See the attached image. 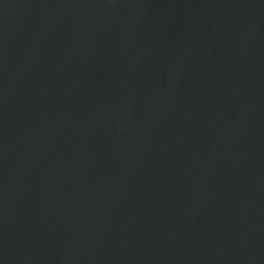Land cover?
<instances>
[{
    "label": "water",
    "instance_id": "1",
    "mask_svg": "<svg viewBox=\"0 0 264 264\" xmlns=\"http://www.w3.org/2000/svg\"><path fill=\"white\" fill-rule=\"evenodd\" d=\"M0 264H264V0H0Z\"/></svg>",
    "mask_w": 264,
    "mask_h": 264
}]
</instances>
